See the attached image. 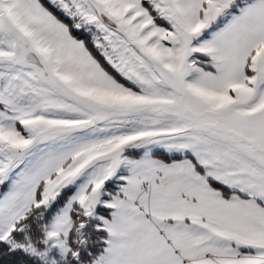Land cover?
I'll list each match as a JSON object with an SVG mask.
<instances>
[{
	"label": "snow or ice",
	"instance_id": "1",
	"mask_svg": "<svg viewBox=\"0 0 264 264\" xmlns=\"http://www.w3.org/2000/svg\"><path fill=\"white\" fill-rule=\"evenodd\" d=\"M0 264H264V0H0Z\"/></svg>",
	"mask_w": 264,
	"mask_h": 264
}]
</instances>
